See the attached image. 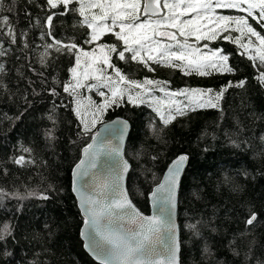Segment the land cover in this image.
<instances>
[{
    "label": "trees",
    "instance_id": "obj_1",
    "mask_svg": "<svg viewBox=\"0 0 264 264\" xmlns=\"http://www.w3.org/2000/svg\"><path fill=\"white\" fill-rule=\"evenodd\" d=\"M3 5L11 8L3 14L10 17L15 42L0 30V264H99L80 236L83 217L72 191V169L89 134L116 116L131 123L127 186L142 212H150L149 194L168 164L182 153L189 156L178 195L180 264H264V81L258 78L264 66L249 59L254 51L241 55L244 50L230 41H200L202 51L204 43L223 49L233 69L207 76L155 63V71H149L142 63L113 56L129 79L167 81L166 91L198 88L212 89L213 97L223 94L213 99L218 107L196 108L168 125L149 104L125 99L85 132L75 112L77 97L62 88L71 80L74 57L54 48L45 55L54 40H85L90 29L82 26L83 18L78 12L58 15L49 29L45 17L62 9H49L46 0H3ZM216 13L246 15L240 9ZM189 41L195 43V37ZM102 42L116 43L111 35ZM153 95L167 99L158 86ZM89 96L97 104L103 100L95 89H81V102ZM20 157L24 160L17 163ZM249 210L257 215L252 225L245 223Z\"/></svg>",
    "mask_w": 264,
    "mask_h": 264
},
{
    "label": "snow or ice",
    "instance_id": "obj_2",
    "mask_svg": "<svg viewBox=\"0 0 264 264\" xmlns=\"http://www.w3.org/2000/svg\"><path fill=\"white\" fill-rule=\"evenodd\" d=\"M49 9H62L45 17L46 26L51 29L53 19L68 12L79 13L82 26L90 29L86 39L80 43L62 44L60 40L46 46L57 52L68 51L74 57V66L70 69L71 80L63 84V91L77 97L76 115L81 118L84 131H91L99 122V117L112 106L125 102L139 106L149 104L159 114L164 125H168L177 116L186 115L196 108L218 107L223 92L215 93L212 89L184 88L166 91L169 82L153 81L145 78L143 82L129 79L115 63L118 61H136L155 71L152 63L177 68L186 75L193 73L207 76L212 71L231 72L229 56L223 49H210L207 43L200 41L222 39L230 41L245 52H255L249 59L264 66V35L257 27L264 25V0H46ZM78 5V6H77ZM166 15H161L164 10ZM216 9H240L246 15H218ZM11 8L4 9L0 0V30L15 42V33L9 15ZM141 13L146 19H141ZM192 13L191 19L181 17ZM256 27H253L249 20ZM235 31L238 35L233 36ZM51 35V33H48ZM106 35L115 38L116 43L101 42ZM195 37V43L189 38ZM247 42H242L243 40ZM95 45L86 50L85 45ZM117 44L120 47H117ZM3 54V53H0ZM43 62V60H42ZM112 74H108V70ZM2 71V68H0ZM259 71V69H258ZM264 81V71L259 72ZM89 81H92L89 83ZM241 81L239 86H243ZM156 86L165 93L166 100L153 95ZM230 86V85H229ZM91 92L95 89L102 102L96 104L91 97H86L94 111L89 112L91 120L85 119L81 112V89ZM105 89L107 91H105ZM53 94L55 90L53 89ZM184 97L183 100L176 99ZM121 125L120 139L127 128L126 121ZM96 133V137H100ZM93 140L83 149L87 160H80L76 165L75 191L80 199V207L86 217L84 233L88 250L100 261V264H178L179 244L176 240V225L173 221L175 193L179 184L180 173L187 155H180L168 168L163 183L151 193L156 212L151 216L141 213L123 189V173L128 170V163H110L101 161V156L110 157L120 152V145H113L108 139ZM27 151V150H26ZM155 159V157H153ZM20 157L17 163L23 162ZM87 165V166H85ZM99 165V167H98ZM84 177H88L84 181ZM0 192H3L0 189ZM42 198L47 199V196ZM257 220L256 213L249 210L245 221L252 225ZM4 231L8 232L7 225ZM3 237L0 236V239Z\"/></svg>",
    "mask_w": 264,
    "mask_h": 264
},
{
    "label": "water",
    "instance_id": "obj_3",
    "mask_svg": "<svg viewBox=\"0 0 264 264\" xmlns=\"http://www.w3.org/2000/svg\"><path fill=\"white\" fill-rule=\"evenodd\" d=\"M164 14V11L161 13V15ZM142 16L143 13H142ZM145 17V16H144ZM118 121H126L127 122V128L123 131V139L121 140L120 139V127L121 125L119 123H115V122H118ZM131 123L130 121L123 117V116H116L110 120H107V121H104L100 124H98L96 126V128L94 129V131L89 134L90 137H95L96 139H108L112 142L113 145H117L119 144L120 145V152L117 153V154H113L112 156L110 157H104V156H101V161H104L105 159H107L110 163H120L122 164L124 161H126L129 165L128 167V170L126 172L123 173V180H122V185H123V189L124 191L126 192V194L128 195L129 199L132 201V203L135 205V207L141 212L143 213L144 215H147V216H151L153 214H158L156 212V206L153 204V201H152V197H151V193L157 188L158 184L159 183H163L164 181V177L165 175L167 174L168 172V168L172 165V163L180 156V155H187L186 153H182L180 155H178L176 158H174L167 166L163 176H162V179L161 181L153 188V190L150 192L149 194V205H150V212L149 213H144L142 212L138 207L137 205L134 203V201L132 200L131 196H130V193H129V190H128V186H127V180H128V175H129V172L131 170V164L129 162V160L127 159L126 157V153H125V148H126V143H127V139H128V136L130 134V131H131ZM99 132L101 135L100 137H96V133ZM93 140L90 139V141L88 142V144L92 143ZM87 144V145H88ZM87 145L85 147H87ZM84 147V148H85ZM83 148V149H84ZM188 156V155H187ZM189 158V156H188ZM87 160V157L85 156L84 154V151L82 150V153H81V157L79 159V161L74 165L73 169H72V191H73V194L75 196V199L77 201V205H78V208L81 212V215L83 217V224H82V227H81V231H80V236H81V239L83 241V246H84V249L85 251L91 256V258L93 260H95L97 263L100 264V261L96 259V257L88 250V248L85 246L88 244V240L85 239V236H84V233L86 231V228H85V220H86V217L84 215V211L83 209L80 207V199H79V196L77 195V192L75 191V188L77 187V182H76V165L80 162V160ZM188 162H189V159L185 162V164L183 165V168L181 170V173H180V179H179V184H178V187L176 189V193H175V207L173 209V221L176 225V229H175V235H176V240L179 244V251H178V264H180V254H181V240H180V226H179V220H178V195H179V190H180V186H181V181H182V178L184 176V173L187 169V166H188ZM87 166V165H85ZM99 167V165H98ZM84 181H87L89 178L88 177H84L83 178Z\"/></svg>",
    "mask_w": 264,
    "mask_h": 264
},
{
    "label": "rangeland",
    "instance_id": "obj_4",
    "mask_svg": "<svg viewBox=\"0 0 264 264\" xmlns=\"http://www.w3.org/2000/svg\"><path fill=\"white\" fill-rule=\"evenodd\" d=\"M93 47H95V45L89 44V47L86 48V50H91ZM108 74H112L111 69L108 70ZM162 100H164V99H162ZM96 104H97V102H96ZM81 110H82V114L84 115L85 119L91 120V116H89L88 113L94 111V107L91 109V107L88 105V102L83 101V102H81ZM102 117H103V115H102Z\"/></svg>",
    "mask_w": 264,
    "mask_h": 264
}]
</instances>
